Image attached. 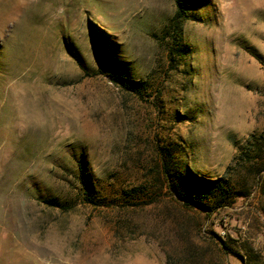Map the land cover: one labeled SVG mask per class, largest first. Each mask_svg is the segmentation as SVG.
<instances>
[{
    "label": "rangeland",
    "instance_id": "1",
    "mask_svg": "<svg viewBox=\"0 0 264 264\" xmlns=\"http://www.w3.org/2000/svg\"><path fill=\"white\" fill-rule=\"evenodd\" d=\"M0 0V264H264V0Z\"/></svg>",
    "mask_w": 264,
    "mask_h": 264
},
{
    "label": "trees",
    "instance_id": "2",
    "mask_svg": "<svg viewBox=\"0 0 264 264\" xmlns=\"http://www.w3.org/2000/svg\"><path fill=\"white\" fill-rule=\"evenodd\" d=\"M177 5H178V13H177V17H176V22L178 21V18L181 16V13L183 12V4L180 0H177Z\"/></svg>",
    "mask_w": 264,
    "mask_h": 264
}]
</instances>
